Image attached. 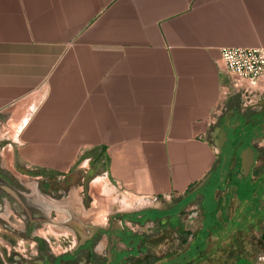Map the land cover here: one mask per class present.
<instances>
[{"label": "crops", "instance_id": "obj_1", "mask_svg": "<svg viewBox=\"0 0 264 264\" xmlns=\"http://www.w3.org/2000/svg\"><path fill=\"white\" fill-rule=\"evenodd\" d=\"M223 47H264V0H0L1 166L68 179L63 196L28 198L31 209L51 203V219L84 232L119 213L150 232L154 206L203 223L214 204L219 233L180 250L175 239L149 264H264V143L260 168L230 193L239 155L264 136H236L226 153L213 137L231 109L236 128L258 122L264 79L224 72Z\"/></svg>", "mask_w": 264, "mask_h": 264}, {"label": "flooded vegetation", "instance_id": "obj_2", "mask_svg": "<svg viewBox=\"0 0 264 264\" xmlns=\"http://www.w3.org/2000/svg\"><path fill=\"white\" fill-rule=\"evenodd\" d=\"M246 116L249 115L245 114L243 118L245 119ZM259 117L258 122L249 123V130L254 137L264 136L262 134L264 113L259 114ZM230 131L229 141L224 146L226 150L237 147V135ZM254 147L257 151L255 157H263L259 153L258 146L254 145ZM259 163L260 159L256 162L253 171L260 168ZM0 178L18 186L16 188L25 199L36 195L26 182H22L21 179L16 182L3 169H0ZM67 180L58 179L64 185L56 188L51 177L38 179L37 190L49 198L52 195L63 196ZM28 193L33 195L28 196ZM88 202L89 196L86 193L85 205ZM7 204L10 208L6 207ZM178 208L174 211L175 220L169 218L168 209L164 207L154 206L144 212L143 223H150V232H140L135 228L138 219L134 213L113 215L111 221L91 227L89 231L84 232V225L78 219H74L76 222L69 217L56 220L54 211L51 219V203L49 207H45L44 214L38 215V211L33 212L28 207L15 204L7 193H0V223L4 230L10 233L7 239L10 243L17 242V237L23 239L18 241V247L13 244L10 249L7 244L2 243L6 247V254L0 253L1 260L3 264H149L164 254L171 241L181 239V242L175 245L180 250L189 247V242L197 237L199 227L195 229L193 225L198 222L199 217H189L180 213V206ZM117 218L122 220L118 222ZM15 219L17 222H12ZM51 223H55L59 226V230L63 231L59 236L51 233ZM184 238L189 242H182Z\"/></svg>", "mask_w": 264, "mask_h": 264}, {"label": "rangeland", "instance_id": "obj_3", "mask_svg": "<svg viewBox=\"0 0 264 264\" xmlns=\"http://www.w3.org/2000/svg\"><path fill=\"white\" fill-rule=\"evenodd\" d=\"M230 131V130H229ZM231 132V131H230ZM232 132H235L237 134V136L240 138V139H243L245 140L246 143H249L250 140L252 139V137H254V134L252 133L251 130H249V125H245V124H242L241 126L237 127L235 130H232ZM253 142L258 145L259 142H262L264 143V137H256L254 138ZM226 150V147L224 148V152ZM226 153V152H225ZM1 165L5 166V164H1L0 162V169H3L4 171L8 172L10 177L13 179V180H16V182L18 181V179H21L20 178V173L19 171L17 170L18 167L15 166V165H9L8 169H6L5 167H2ZM23 178H26V179H23ZM21 180L22 182H26V185L27 186H31V189H33V193L37 194V181L38 179L35 178V177H23ZM51 179L53 180L52 182L54 183L55 187L56 188H59V187H63L64 183H62L61 181L59 182L58 179L60 178H54V177H51ZM245 180V179H244ZM243 178H240L237 176V179H236V182L237 183H234L232 184L233 186H239V184L242 185V183L244 182ZM11 182V181H10ZM239 183V184H238ZM12 185H14L15 187H18L16 186L14 183L11 182ZM235 188L231 189L232 191L234 190ZM33 193H28V196H32ZM58 193H56L57 195ZM52 195V194H51ZM262 200H264L262 198ZM31 202V200H29ZM259 201V205H261V198L258 199ZM214 204L212 203H209V205H207V207L205 208V215H206V218L204 219V222L202 223L201 220L199 219L197 223H195L193 225V227L195 229H198L199 227V230L197 232V235L199 236L198 240L195 241L194 243V247L198 246L202 241H205L209 236H211V234L214 232L215 234L216 233H219V230L222 229V222L220 220H218L216 218V212H215V208L213 206ZM7 208H10V205L7 204L6 205ZM247 210V211H246ZM227 212V211H226ZM242 212L243 213H248V209L247 208H243L242 207ZM247 219H245L244 221H246ZM12 221V220H11ZM239 220L238 219H234L232 222H230L231 224H234V225H241V222H238ZM12 222L16 223V219L13 220ZM189 225H192L190 223H188ZM188 225V226H189ZM222 226V227H221ZM51 233H55L56 236H59V233H57L53 228H51ZM10 235L9 232L5 231L4 228L1 226V223H0V253H3L4 255L6 254V247L2 244H7V246L9 247V249L13 246V244L15 245L16 244V247H18L17 243L18 241L20 242L21 240H23L21 237H17V242H13V243H10L9 240L7 239V236ZM10 237V236H9ZM15 251V249H13ZM195 251L194 250H190L188 253H187V260L188 259H191V254L194 253ZM263 258H264V251H263ZM0 264H3L2 263V260H1V256H0ZM238 264H250L247 260H240L238 262Z\"/></svg>", "mask_w": 264, "mask_h": 264}, {"label": "water", "instance_id": "obj_4", "mask_svg": "<svg viewBox=\"0 0 264 264\" xmlns=\"http://www.w3.org/2000/svg\"><path fill=\"white\" fill-rule=\"evenodd\" d=\"M262 111L261 113H264V103H262ZM235 109H231L230 113H226L224 115V121L222 124H219L215 127L213 137H214V145L218 149L220 153H223L224 151V145L229 141V133L228 129L235 130L236 126L234 125L235 123L233 122V113ZM241 116L244 117V114H241ZM238 126L242 125V122L240 120L237 121ZM245 122H247V118L245 119ZM257 154V151L254 147V145L246 147L241 154L239 155V160L236 161L237 164H239V168L237 171H235V175H237L240 178L247 177L251 171L253 170L256 162L258 161V158L255 157ZM227 159V156H224V162ZM223 173H226L223 172ZM209 177H207L205 180L201 182L200 185H198L197 189H200L206 184V181L208 180ZM224 178L222 179V181ZM233 188H238V186H230V193L232 194L233 191L231 189ZM196 189V190H197ZM7 193L15 202V204L28 207L31 209V204L29 199L23 198L22 194L20 191L12 185L9 181H7L4 178H0V193ZM139 219V217H137Z\"/></svg>", "mask_w": 264, "mask_h": 264}, {"label": "built area", "instance_id": "obj_5", "mask_svg": "<svg viewBox=\"0 0 264 264\" xmlns=\"http://www.w3.org/2000/svg\"><path fill=\"white\" fill-rule=\"evenodd\" d=\"M221 69L245 81L258 84L264 79V47H223Z\"/></svg>", "mask_w": 264, "mask_h": 264}, {"label": "trees", "instance_id": "obj_6", "mask_svg": "<svg viewBox=\"0 0 264 264\" xmlns=\"http://www.w3.org/2000/svg\"><path fill=\"white\" fill-rule=\"evenodd\" d=\"M248 144V143H247ZM240 153V152H239Z\"/></svg>", "mask_w": 264, "mask_h": 264}]
</instances>
